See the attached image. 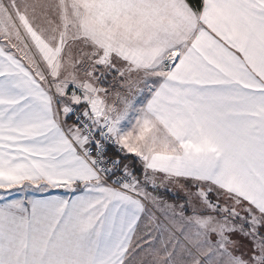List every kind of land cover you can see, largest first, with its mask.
I'll return each mask as SVG.
<instances>
[{"label":"snow or ice","instance_id":"snow-or-ice-1","mask_svg":"<svg viewBox=\"0 0 264 264\" xmlns=\"http://www.w3.org/2000/svg\"><path fill=\"white\" fill-rule=\"evenodd\" d=\"M0 264H264V0H0Z\"/></svg>","mask_w":264,"mask_h":264}]
</instances>
